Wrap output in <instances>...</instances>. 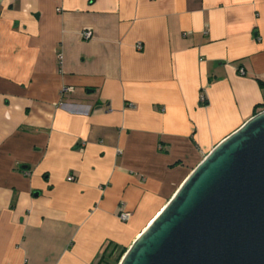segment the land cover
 Returning <instances> with one entry per match:
<instances>
[{
	"label": "crops",
	"instance_id": "obj_1",
	"mask_svg": "<svg viewBox=\"0 0 264 264\" xmlns=\"http://www.w3.org/2000/svg\"><path fill=\"white\" fill-rule=\"evenodd\" d=\"M262 110L264 0H0V264H110Z\"/></svg>",
	"mask_w": 264,
	"mask_h": 264
},
{
	"label": "water",
	"instance_id": "obj_2",
	"mask_svg": "<svg viewBox=\"0 0 264 264\" xmlns=\"http://www.w3.org/2000/svg\"><path fill=\"white\" fill-rule=\"evenodd\" d=\"M118 264H264V110L198 163Z\"/></svg>",
	"mask_w": 264,
	"mask_h": 264
},
{
	"label": "trees",
	"instance_id": "obj_3",
	"mask_svg": "<svg viewBox=\"0 0 264 264\" xmlns=\"http://www.w3.org/2000/svg\"><path fill=\"white\" fill-rule=\"evenodd\" d=\"M117 247L116 246H109L108 247V249H107V252H105L106 254H104V257L105 258H113L114 257V255H113V253H114V251H115V249H116ZM109 250V251H108ZM126 250H127V248L126 247H124V248H122L118 253H117V255H115V257L112 259V261L110 262V264H118L119 263V261H120V259H121V257L123 256V254L126 252ZM105 260V259H104ZM107 260V259H106Z\"/></svg>",
	"mask_w": 264,
	"mask_h": 264
},
{
	"label": "built area",
	"instance_id": "obj_4",
	"mask_svg": "<svg viewBox=\"0 0 264 264\" xmlns=\"http://www.w3.org/2000/svg\"><path fill=\"white\" fill-rule=\"evenodd\" d=\"M91 34H92V33H91L90 30H85V31L82 32V36H83L85 39L90 38V37H91ZM241 71H242V70H241ZM65 90H67V89H65ZM69 179L72 180V177L69 178ZM129 216H130L129 213H122L121 218H122L123 220H127V219L129 218Z\"/></svg>",
	"mask_w": 264,
	"mask_h": 264
}]
</instances>
